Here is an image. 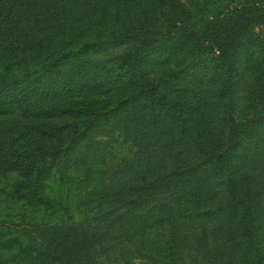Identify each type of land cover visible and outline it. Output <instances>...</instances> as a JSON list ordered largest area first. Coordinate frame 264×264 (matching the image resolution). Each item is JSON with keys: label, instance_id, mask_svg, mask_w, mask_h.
<instances>
[{"label": "trees", "instance_id": "trees-1", "mask_svg": "<svg viewBox=\"0 0 264 264\" xmlns=\"http://www.w3.org/2000/svg\"><path fill=\"white\" fill-rule=\"evenodd\" d=\"M134 256L264 264V0H0V264Z\"/></svg>", "mask_w": 264, "mask_h": 264}, {"label": "rangeland", "instance_id": "rangeland-1", "mask_svg": "<svg viewBox=\"0 0 264 264\" xmlns=\"http://www.w3.org/2000/svg\"><path fill=\"white\" fill-rule=\"evenodd\" d=\"M102 142L95 143L88 150L89 155L98 152L100 160L95 163L86 161L65 170L66 177L58 185V190L63 201L69 206L73 219L80 217V209L75 206L79 196L85 195L91 188H96L100 183H106V174L110 167L117 166L122 160L130 158L136 146L130 139H125L114 131L110 136L103 133L96 136ZM3 211V210H2ZM185 257V255H184ZM99 264H120L102 258ZM128 264H144V259L134 256Z\"/></svg>", "mask_w": 264, "mask_h": 264}]
</instances>
